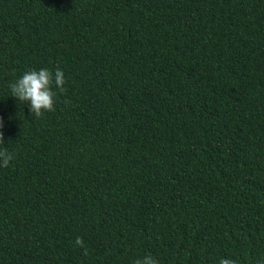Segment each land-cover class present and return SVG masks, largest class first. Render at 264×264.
<instances>
[{"label": "trees", "instance_id": "trees-1", "mask_svg": "<svg viewBox=\"0 0 264 264\" xmlns=\"http://www.w3.org/2000/svg\"><path fill=\"white\" fill-rule=\"evenodd\" d=\"M0 119V264H264V0H0Z\"/></svg>", "mask_w": 264, "mask_h": 264}, {"label": "clouds", "instance_id": "clouds-1", "mask_svg": "<svg viewBox=\"0 0 264 264\" xmlns=\"http://www.w3.org/2000/svg\"><path fill=\"white\" fill-rule=\"evenodd\" d=\"M65 83L64 72L59 67L54 72L43 68L26 71L15 82L10 83L9 88L13 98L23 103L27 102L29 111L39 117L45 111L55 110L54 98L57 92L53 91V86L58 92L63 93ZM2 129L3 121L0 119V144H4ZM12 159V154L6 149L0 150V167H7ZM75 244L78 247H84L83 240L80 237L76 238ZM84 254H88L86 248ZM134 264H158V261L151 254H146L144 257L135 260ZM219 264H236V261L230 258H221Z\"/></svg>", "mask_w": 264, "mask_h": 264}]
</instances>
